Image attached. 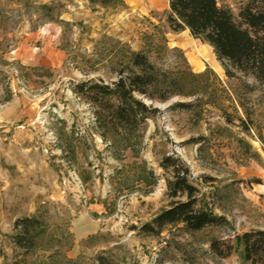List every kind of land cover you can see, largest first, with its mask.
<instances>
[{
  "label": "rangeland",
  "instance_id": "obj_1",
  "mask_svg": "<svg viewBox=\"0 0 264 264\" xmlns=\"http://www.w3.org/2000/svg\"><path fill=\"white\" fill-rule=\"evenodd\" d=\"M124 1L0 0V264H97L101 254L116 264H249L243 246L223 257L212 242L264 229V84L228 76L211 45L172 29L169 0ZM247 1L219 0L235 15ZM152 38L154 61L185 76L192 95H139L156 111L139 137L112 141L74 85L112 84L128 53ZM167 155L188 165L227 223L140 231L177 199L161 166ZM148 171L159 178L154 186L142 178ZM26 216L47 226L30 250L13 239Z\"/></svg>",
  "mask_w": 264,
  "mask_h": 264
},
{
  "label": "trees",
  "instance_id": "obj_2",
  "mask_svg": "<svg viewBox=\"0 0 264 264\" xmlns=\"http://www.w3.org/2000/svg\"><path fill=\"white\" fill-rule=\"evenodd\" d=\"M89 1L103 7L125 5L124 0ZM167 20L175 31L189 29L193 37L211 45L228 76H235L239 71L253 75L264 84V0H248L237 15L219 0H169ZM153 44L152 38L147 40L149 47L130 51L128 62L112 84L83 80L74 85L77 94L95 105L103 137L110 134L115 141L119 136L127 140L135 134L140 136L142 126L156 108L139 95L162 102L176 95H192L186 90L185 76L164 71L154 61L150 47ZM160 46L167 48L163 44ZM161 166L171 173L167 177L168 194L177 199L144 222L139 227L141 232L158 235L168 225L179 223L187 231H198L228 222L214 212L204 194L190 181V169L185 162L167 155ZM141 168L145 171L143 165ZM142 178L148 186H154L159 179L149 171L144 172ZM14 231L16 245L30 250L41 246L39 240L47 232V226L38 216H26L16 219ZM236 245L243 246L249 264H264V229L243 231L235 235L234 241L212 242L213 250L223 257L230 255ZM97 261V264H116L104 254L99 255Z\"/></svg>",
  "mask_w": 264,
  "mask_h": 264
},
{
  "label": "crops",
  "instance_id": "obj_3",
  "mask_svg": "<svg viewBox=\"0 0 264 264\" xmlns=\"http://www.w3.org/2000/svg\"><path fill=\"white\" fill-rule=\"evenodd\" d=\"M189 30V29H188ZM190 31V30H189Z\"/></svg>",
  "mask_w": 264,
  "mask_h": 264
},
{
  "label": "bare ground",
  "instance_id": "obj_4",
  "mask_svg": "<svg viewBox=\"0 0 264 264\" xmlns=\"http://www.w3.org/2000/svg\"><path fill=\"white\" fill-rule=\"evenodd\" d=\"M201 66V65H200Z\"/></svg>",
  "mask_w": 264,
  "mask_h": 264
}]
</instances>
